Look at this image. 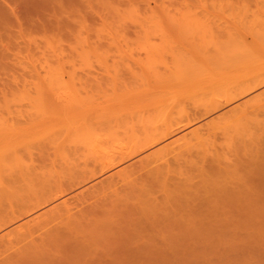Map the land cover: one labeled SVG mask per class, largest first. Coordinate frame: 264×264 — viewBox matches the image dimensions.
Returning <instances> with one entry per match:
<instances>
[{
	"label": "rangeland",
	"instance_id": "1",
	"mask_svg": "<svg viewBox=\"0 0 264 264\" xmlns=\"http://www.w3.org/2000/svg\"><path fill=\"white\" fill-rule=\"evenodd\" d=\"M0 1H2V0H0ZM8 1L10 2L11 0H8ZM213 1H216V0H208V1L204 0V2H207L209 4H210V2L212 3ZM237 1L238 0H235L234 3L237 4L238 3ZM13 2L14 1H11L10 4H15V2L14 3ZM219 2H220V4H223L221 2H224V1L220 0ZM219 2H217V3L219 4ZM155 3H156L155 1H152L153 6L156 5ZM240 4H239V7L235 5V10H236V7L242 9L241 11L245 10V9H243L244 3L240 1ZM193 5H195V4H193ZM185 6L188 7V5H186L184 3L178 4L177 5L178 10L177 11H181L182 8H184ZM240 6H242V8ZM248 6H249L248 7L249 12H246V11L241 12L239 9H237L236 11L234 10V12H236V13H232L230 11L232 9L227 10L229 12L227 15H229L230 12L232 14H236V18L234 20H232V19L235 16L231 19L229 18V20H232L229 25L235 26L237 24L240 27L244 26V22H246L245 21L246 19H247V23H248L250 21V18H253L255 16L254 18L256 20L253 21V23H255V26L257 24V26H256L257 28L255 27V29H254L253 28L254 25L252 24L253 26H251L248 23L250 25L249 27H245V26H248V24H247L244 27H242V28H245L244 30L241 28H240V30L238 29L239 32L237 33V31H236L235 33H237V34H235V36L232 35V36H234L232 38L230 37L231 36L230 34H229L230 36L228 37L227 36L228 34H226L223 31V28L225 25L222 26V28L216 30V31H221V29H222V31H223V32L222 31L216 32V33L222 34V35L220 34L218 36L217 34H215L214 31L212 33L211 29L209 27H207L208 24L205 22H208V20L210 21V19L208 17L199 16V18H197V17L195 18L196 19L195 21H197V19L199 20L200 17L206 18V21L203 20L204 18L200 19V20L204 21L203 25L206 27H204L202 25V23H203L202 21H201V25L203 27L201 25H199L205 30H203L201 28V30H200L201 33L200 32L199 33L195 32V33L198 34L197 36H199V34H201V35L203 34V36H204V35H206V33H207V35H209L208 36L209 40L204 37L205 39L203 41L208 40V43H210V44L213 42L212 45H214V47L210 48L212 52L214 50L213 48H215L217 46L222 47V48H231V47L237 48V47H239L240 51L242 50L241 48H243V50H244V48H247V50H251L250 54H249L250 51L245 50V52H248L247 54H249L248 58H246L247 55H246V57L244 56V58L246 60L244 59L245 63H243V64H246V65L244 66L241 63L243 61L239 60L240 63L243 65V67H241V66L235 67L232 70L233 71L232 75H233V79L235 80L234 81L235 85H236V82L239 84V81H241L242 79H243V81H245V80L247 81V79H248L247 82H249V79H250L249 83H251L253 81L259 82L261 80H264V44L261 41L263 39L262 38H261V40L259 39L260 35L257 32L258 30H262L263 29L262 27H264V26H262V25H264V19H263V22H259L262 18H264V0H248ZM187 7H185L184 10ZM195 7L199 8L200 6L195 5ZM195 7L193 9L190 8L189 11L192 9V11L195 12L197 9ZM199 9H201V8H199ZM199 9H197V11ZM174 11L175 10H173V12ZM177 11H175L174 14H176ZM181 12H179V14L177 12L176 15L180 16V18L182 19V22L184 21L185 17L189 20H190V18H192L191 16H189V14H192L193 12L192 13L189 12V14H188V12H187V14L185 12H182V13H184V18H182L183 14H181ZM199 12L200 11H198V14H199ZM257 12H259L260 14ZM161 13L162 12H160L158 14L160 15ZM241 13H243L245 16L250 15L249 16L250 18L248 16H247V18L242 17ZM158 14H156V16ZM163 14H164V16L169 15L167 13H163ZM223 14H224V12H223ZM223 14H221V15L219 14V18L225 17V16H223ZM232 14H230V17H232ZM159 15H158V17H159ZM195 15H196V13L192 16H195ZM202 15H203V13H202ZM131 16H133V14H131ZM131 16L129 14V17H131ZM256 16H258V17H256ZM188 17H190V18H188ZM240 17H241V19H240ZM180 18H178L179 21H181ZM221 18L219 21V22H221V24L227 22V19H226L227 17H225L223 19H221ZM242 18H245V19H242ZM257 18H260V20L259 19L257 20ZM162 19L159 21H155V22L150 20L149 23H147L148 21L145 23L143 22L144 24L142 26L138 27V29H139L138 31H140L139 37H137L138 35L132 34V35H130V37H129L130 40L128 42L122 40V41H119V43L117 45H113L112 47L107 46L106 49L104 48V49H102V51L99 52V55H96L92 51L91 52H84V51H82L81 48H79L78 52H74L75 54H74V61L73 62L75 64V66L72 67V65H67L65 67V69H67L68 71L69 70L74 71V73L69 72V74L68 73L65 74L66 73L65 72L64 74H62L64 76L59 75L61 77H59L57 75L59 72H57V74H53L56 71V70L54 71L53 69H55V68H53L52 73L50 70L48 72L50 73V76L51 75H55V76H53V78H51V77L48 78L47 71L46 70L44 71V68L42 69L41 68L42 65L40 64L41 60L43 59L42 58V51L39 52L38 50H36L37 48H35L34 49L36 51L35 58L37 59L38 57H40V54H41L42 59L40 58L41 60H38V61L34 60L33 54L35 51L32 53V57H33L32 59L34 61H37V62H35V65L37 66L36 68H38V69L36 71H34V75H35L34 78L31 77L30 75H27V77H29L28 78L29 80L31 79L33 81H36V80H38V78H36L38 76L37 73L41 72L40 74L42 76L45 75V76H43L44 78L47 77V78H45V81L49 80L48 82H45V83H47V85L48 84L50 85L49 82H51V84H54V85L56 84L55 85L56 88H54V89H56L57 92L51 93L50 99L51 98H58V102L61 100L62 101L69 100L70 103L74 102L75 100H76L75 102H79L80 95H78L79 100H77V98H76L77 94L74 93L73 90H71V88L73 86L76 87L75 86L76 84L73 83V86H72L71 85L72 83L70 84L69 81H71V82L75 81L78 83L82 79L85 82H86V80H88V82H89L88 85L90 86L89 89H91V90H92V88L94 89L93 94L98 93V91L99 92L101 91V93H100L101 96H99V98L102 97V99H103L105 97L103 99V101L105 99L106 100L109 99V101H110V102H108V104H109L113 100L112 98L114 96H117L119 94L124 93L123 91L125 89L124 88L125 86L122 87V86L118 85V83L122 79L119 80L117 78H114L115 79L114 84L116 85L117 88L115 89V87H112L113 83L111 81H113L112 77H114V75L112 73L113 71L111 69H110L111 72H110V70L107 71L106 68H104L105 65H102V63H101V66H103V67L100 66V62H102V60L105 61L106 57H107L106 56L107 53L104 50L111 49L110 52L113 53V52H117V50H119V48L120 49H128L129 47H131L134 50V51L133 50L132 51L135 52V54H136V56H138V58L140 57L141 59L142 58L146 59L147 55L150 56V52H148L149 50H151L152 48H155L156 46L157 47L163 46V47H161V48H163V49H161L162 51L157 50L159 47L155 48L156 50L154 49L155 52L158 51L157 53H160L159 54L160 55L159 60H161L163 58L164 54H165V56H166V54H169V56H166V58H168V57L170 58V57L174 56V53L170 54V52L172 51V48H173L172 45H170V43L167 42L166 40L164 41V39L161 38V36H162V34L169 32L173 28L176 31H178L179 28L181 29L184 26L183 28H184V30H186L185 28L188 26L184 25L185 21L182 23L183 26H181L182 24L180 25L178 21H175V18L172 15H170V19H168V18H166V20H162ZM192 19H194V17ZM176 20H177V18H176ZM217 20H218V18H217ZM217 20H216V22H217ZM229 20H228L227 24L230 22ZM188 21H186V23ZM195 21H193V24ZM240 21H243L242 25H240L241 24ZM189 22L191 23V21H189ZM216 22H215V24H212L213 22L211 23V21H210V25L212 24V26L213 25L217 26ZM239 22H240V24H239ZM190 23H188V24H190ZM250 23H252V22L250 21ZM260 23L261 24L263 23V24L261 25ZM227 24H226V27H227ZM191 25H192V23H191ZM195 25H196V23H195ZM179 26H181V27H179ZM193 26L194 25H192L191 28ZM196 26L198 27V24ZM238 26H236V27H238ZM231 27L233 28V26H231ZM251 27L253 29H250ZM183 28L180 31L181 34H182V32L185 33ZM189 28H187L186 33L187 34L193 33V32L189 31ZM207 28H209V29L206 30ZM192 29L194 30V27ZM192 29H190V30L192 31ZM198 29H199V27H198ZM234 30L235 29H233V31ZM236 30H237V28H236ZM225 31H228V30H225ZM34 34L35 33H33V35ZM41 34L39 33L38 36L39 35L41 36ZM211 34H212V36H211ZM232 34H234V32ZM201 35H200V37L197 38V40L198 39L200 40ZM216 35H217V38H216ZM203 41L202 40L199 41V44H202L203 47L207 48V46H206L207 42H203ZM204 43H205V46L203 45ZM210 44H208V45L211 47ZM215 44H218V45L215 46ZM153 45H155V47ZM56 46H58V43ZM168 46H170L172 48H168ZM53 47H54L53 50H55V46L52 45V48ZM59 47H60V45H59ZM49 48H51V47H49ZM42 49H44V48H42ZM167 49H168V53L167 52L165 53V51ZM207 49H209V47ZM155 52H153V53H155ZM153 53H151V54H153ZM217 53L219 54V52H217ZM23 54L25 55V54H27V52H23ZM216 54H215V56L213 54V57H210L209 60L206 59L207 60L206 62H207V64H209L210 66H212L213 68L216 69L215 74L218 75L219 74L218 71L220 69L218 70L217 66L227 64L230 62L231 59L229 58V56L222 57V55L216 56ZM174 57H173V59L171 58L172 59L171 62H169L171 59H169V60L166 59L168 61V64L170 63L169 66H171L172 69L175 66V63L177 62L176 58L174 59ZM234 59H233L234 62L237 61V58H234ZM241 59H243L242 56H241ZM146 60H148V58ZM163 60L166 61L165 57L163 58ZM174 60H176V61L174 62ZM25 61L26 60L22 61V62H24L23 67H24V64L31 65V67L34 65V63H31V61L30 62L29 61L25 62ZM164 61H162V62L159 61V63L156 62L155 64H153L154 68L152 67V73H151L150 67L144 66V68H143L142 65H140V68L145 69L144 71L147 72V74H146L143 71V69H139L140 71L142 70L141 71L142 73L146 74L145 75L146 78L144 77V79L145 80L146 79H155L157 76L156 73L164 72L166 65H168ZM239 61H237V62H239ZM8 62H9L8 66L10 69L8 68L9 70L7 72L2 71V70L0 71V72H2V73H0V119L10 121V123H11L10 129L11 130L7 131L8 127H9L8 125L3 126V127H7V126L8 127H7V130H6V128L0 129L1 130L0 136L4 135L3 134L4 132H5V134L9 133V132L10 133H12V132L16 133L17 130L12 131L16 127V124H15V126H13L14 124L12 123V121L15 119L16 120H18V119L22 120L23 114L26 117L29 116L32 119L29 118L28 119L29 121L27 120V122H25L23 127L26 129L24 131L21 129L22 130L21 135H23V132H25L24 136H21V138L24 137L23 139H21V138L18 140L16 139L9 144L5 143L3 141L4 144L0 145V264H264V212H263L264 208H262L263 210L260 209V211H258L259 209L256 210L253 208L251 209L252 211L249 210L248 215L253 217V220L251 218H249V220L251 219V221H248L247 224L246 223H239V226L237 224H235L236 226L232 225L231 227H228V228H225L224 226H222V227L220 226V228H219V226H216V228H215V226L208 227V228L214 230V232L217 234L216 235L217 237L215 236L213 239L212 238H210L208 240L203 239L200 241H195L193 239H192L193 240L192 241L189 238H185L186 240L179 238V239H176V241H175L174 238H176L177 236L172 235V234H176L175 232H178L177 228H175L176 231L175 232L173 231V233H172V230L169 232H165L168 229L164 230L165 229L164 227H162L164 229L160 228L161 225L157 227L158 224L157 225H155V224L157 221H159V219L157 220V216L159 218L160 214L158 215L159 211L157 210V205H155V206L152 205L155 201L150 202V205L153 207V209H155V207H156L155 210L157 211V213H154V210H153L151 212L152 215L149 214L150 216H152V217H150L151 218L150 221H148V222L146 221L144 223V224L147 223L146 227H147V225H151L150 228L148 227L150 230L148 228L144 227L145 229H147V231L149 230V232H147L145 229H144L145 232H143V230L140 231V232L144 233V234L141 233L142 236L147 235V234H148V236L139 237L141 235H138V233H140V232L137 231V232H135L136 239L133 238V236H132V235H134L133 232L135 231L132 228L134 225L130 224V222L127 223L128 221L122 222L123 224L111 221L109 223L110 225H107L108 224V222H107L106 224H103L104 226H102L101 224L98 226L96 223L92 222L91 218H90V221L92 222L93 225L88 224L87 220H89V219L83 218L85 215L84 213L88 214L89 210L91 213H92V211L96 210V206H94L96 204V202L98 205L97 207H100V208L103 207L101 205L103 204V201L107 198L106 196L109 197L111 194H113L114 191H116V190H114L116 188H118V191L120 189H123L124 186H126V182L127 181L130 182L131 180H133L132 176L135 177L138 174H142L141 172L144 171V168L147 167V169H145L146 171L149 170L150 168H153L152 166H154V168H156L159 163H161L160 165H162V162L164 163L167 160L164 158H168V159L171 158V160H172L174 158V155L176 154V151L173 150L174 147L177 148L178 144L179 145L183 144L187 139L190 140V138H191L193 142L195 140H197V142H198V139H197L198 136L197 135H205V137H206V135L208 133H210V132H208L206 134V131H209V129H210V131L212 129L213 130L216 129L217 132H219L218 133L219 135L217 136V141L221 144L225 143L226 137H224L223 134L220 135L222 133L221 128L225 127V128H227L226 130H230V129H235L233 127H241L242 126V123L245 122V121H243L244 118L243 119L241 118L242 123H240L241 124L240 126L239 125L237 126V124L236 125L235 124L230 125V123L235 120V117L237 118V115H240L241 112L244 111L243 108L245 106H247V109L251 106V108H250L251 110L249 109V111L252 112V110L254 111V109L259 107L256 105L259 103L258 101L262 100V102H264V83L262 85L256 87V88L252 89L248 93L238 97L236 100H233V101L227 103L226 105L215 109V111L214 110L211 111L210 113L203 116L201 119L194 121V123L192 122L191 124H188L189 126L186 125V128L183 127L181 129L177 130L178 132L176 131L175 133L170 135L167 139H163L160 142H158L157 144H155V145L153 144L152 147L150 146V147H148V149L146 148L145 150L128 157L127 155H129V153H132V151L134 149L135 150L138 149V148H136V145L138 146V143L142 144V142L144 140H142V142H141V139L145 138V136L147 137V135H146L147 131H149L150 134L153 133L154 131L156 132L158 130L160 132H163V131H161V129L162 130L166 129L167 127H169L170 124H172V125H170V127L173 126V124H174L173 127L177 128L179 125L187 123L189 121L191 114H192L191 117H193L196 113H198L200 111L202 112L203 110H205L206 107H204V106L208 105L209 103H212V102L215 103L214 106H212L211 108H209V106H207V109H213L217 104H219L218 100L219 101H221V100L225 101L226 100L225 95L229 94V92H227V93H225V92L227 90L229 91V88H231L230 87L231 84L228 85L227 81H224L227 83L226 84L222 80H218V81L216 80L217 83H215V85L211 84L212 82L210 83L211 85L208 84L209 82L206 84L204 82L205 86L207 87V90L205 89L206 91L205 90L200 91V89H197V88L195 89L194 85H190L189 87H186L183 90L178 89V90H176L170 94V95L174 96V97L172 96L174 99H176V100L179 99L181 101L180 105H178L177 107H174L171 110L173 112H171L170 109H169V111L166 112V110H163V109L161 110L158 108L156 110L152 109V110H150L151 112L148 111L147 114H144L145 112L144 113L140 112V111H138L137 108L133 107L131 109H128L127 112H125L127 114H124V115H126L127 118L125 116L123 117L124 119L121 118L122 121L120 123H122V124H120L118 122L119 120L117 122L116 121L114 122V120H113L114 118L113 119L110 118L113 120L110 122H109V119H106L107 121L104 119H101V117L99 116L100 113H98L97 110H92L93 108H91L92 111H88V113L87 112L82 113V112L78 111V112L66 115L67 112H64V113L60 112V114H59V113H55L53 111V112H51V114H46V116H44L43 114L45 112L43 111L44 110L42 108L43 106H41V103H40L41 100L40 101L38 100L39 99L37 97L38 93H36V91L33 88L32 89L26 88L24 86L23 82L20 81L17 83L15 81V78H14L15 76H18L21 78V74L23 71L22 68L20 67L21 64H18L19 66L17 64L15 65V63L17 61L14 58L10 59ZM234 62H233V64H235ZM108 63H109V65L112 63L111 58H108ZM164 63H166V64H164ZM52 64L54 66H56V65L58 66V65H60V62L58 63L57 60H53ZM106 64H107V62H106ZM179 64H180V62L178 61V63H176V66L177 65L179 66ZM237 64L238 63H236V65ZM135 66L137 67V68L135 67L137 74L141 73L138 70L139 65H135ZM149 70H150V72H149ZM174 71L176 73L174 75L175 78L179 77L177 79H183V80L187 79V80H190L189 82L195 80L194 78L189 77L190 74H188L189 76L185 75L186 77H181L185 73L184 74L182 73V75L178 73L179 74V76H178L177 70H174ZM3 72H6V73H3ZM45 72H46V74H45ZM90 72H94L93 75L90 74ZM178 72H181L180 69ZM172 73H174V72H172ZM172 73H170V75ZM22 75H24V73ZM127 75L129 76L131 74H127ZM140 75L141 74H139L137 76L138 78H136V76H134V75H131L133 77L130 78V80L132 79V81H130L131 82L130 85L131 86L133 85L135 87L134 90L137 93L143 90V86H142V84H140L143 82V79L142 78L140 79ZM176 75H177V77H176ZM27 77H26V79H27ZM171 77L172 76H170V78ZM124 78H125V76H124ZM127 78L129 80V77H126V81H127ZM133 78L136 80L133 81L134 80ZM254 78L255 79L257 78V80H255ZM260 78H262V79H260ZM21 79H25V78L22 77ZM251 79H253V80H251ZM62 80H65L64 84L65 83L66 84L64 86L63 85L61 86ZM231 81L232 80H230L229 83H231ZM52 82H54V83H52ZM121 82H123V81H121ZM125 83H127V82H125ZM253 83H255V82H253ZM67 84H69L70 87ZM78 84H80V83H78ZM120 84H122V83H120ZM123 84H124V82H123ZM54 85H52V87ZM88 85H87V87H88ZM232 85H234V84H232ZM235 85H234L235 88H233V89H235V91H236L237 90L236 86H238V85H236V86ZM120 87H122L123 90H121ZM130 90H131V87H130ZM232 91L233 90H231L230 93H232ZM136 92H132V93H136ZM129 93H131V92H129ZM233 93H234V91H233ZM84 95H86V94H84ZM169 97L170 96H168V98ZM81 98H83V97H81ZM99 98H98V100H99ZM195 104H197V105H195ZM199 104H202L203 107L201 106L202 107L201 108ZM253 104H255L257 106V107H255V105H254V107H255V108L253 107L254 109L252 108ZM198 105H199V107H197ZM210 105H212V104H210ZM90 107H92V106H90ZM97 107H99V106H97ZM117 107L118 106L113 107V108H116V110L113 109L112 107H110L111 110L110 111L106 110V111L117 114V112L120 110V109L118 110ZM193 107H195V108H193ZM198 108H200V110H198ZM239 108H240V112H238ZM102 109H104V108H102ZM180 110H181V112H180ZM261 111H263V112H261ZM187 112H188V114H187ZM236 112H237V115H235ZM251 112L249 113L250 117H251ZM255 112H256V114L258 113L259 116H257L255 114ZM255 112H254L253 118H258L261 121H264V108L259 109V112H258V110ZM101 113H103V112H101ZM189 113H191V114H189ZM24 115H23V117H24ZM107 115H108V113H107ZM183 115H185L186 117H182ZM112 116H110V117H112ZM117 118H118V116H117ZM185 118H188V120ZM238 118H240V117L238 116ZM253 118H251V119H253ZM23 119H25V118H23ZM173 119H175V120H173ZM177 119L179 121L181 119L182 122L180 121V124H179ZM237 121H234L233 123H236ZM241 121H239V122H241ZM13 122H15V121H13ZM116 123H119L120 125L119 124L117 125ZM227 123H229V125ZM252 123H253V121H252ZM112 124H114V125H112ZM247 124L250 125L251 122L247 123ZM175 125H177V127ZM252 125L254 126V124H252ZM18 126H21V125H18ZM229 126H230V129H229ZM1 127L2 126H0V128ZM17 127L15 129H17ZM155 127H157V128L160 127L161 129L158 128V130H157V128L155 129ZM170 127H169V129H170ZM218 127H220V129H218ZM219 130L221 131V133ZM223 130H224V128H223ZM159 131L157 133H159ZM229 132L233 133L232 131H229ZM10 133H9V135H10ZM143 134H145V136ZM6 135H8V134H6ZM213 139H215V138H213ZM227 140H228V138H227ZM169 145H170V147H169ZM218 145H220V144H218ZM167 147H168V149H167ZM158 151L161 153L162 157H161V155H160V157H159V155H156L158 157L154 158V157H156L155 154L159 153ZM169 151H170V153H169ZM171 153H173V155ZM148 155H149V157L152 155L153 158L151 157V159H149ZM166 155H167V157H166ZM126 156H127V158H126ZM171 156H173V157H171ZM147 157H148V163H150V164L153 163L152 165L145 163V160H147ZM149 160H151V161L149 162ZM152 160H154L156 162H153ZM110 164H112V165H110ZM148 166H149V168H148ZM129 171L130 172L133 171V173H130ZM146 171H144V172H146ZM137 172H138V174H137ZM134 173H136V174H134ZM127 176H128V178H127ZM128 182H127V184H128ZM119 183H120V185H119ZM122 186H123V188H122ZM105 194H106V196H105ZM115 194H116V192H115ZM156 195H158V194H156ZM101 196H103V197L105 196V197L103 198ZM115 197H117V195L114 196V199H115ZM110 198H109V200H110ZM99 199L100 200L103 199V200L100 201ZM109 200H107L108 210L110 209L109 204H108ZM100 202L102 203L101 205H99ZM109 203H110V201H109ZM148 205H149V203H148ZM92 207H93V209H92ZM146 207H148V206L146 205ZM149 208H151V207L149 206ZM103 209L106 210V208H103ZM103 209L101 208V211ZM98 210H100V209H98ZM105 210H103V211H105ZM101 211L100 212L98 211L99 217H100ZM261 211H262V213H261ZM252 212L256 215H254ZM71 213H74V214L71 215ZM94 213H96V212L94 211L93 214ZM113 213H115V211ZM116 213L119 214V211H117ZM250 213H252V215ZM76 214H77V216H76ZM80 214H82V215H80ZM74 216H76V219L79 216V219H77V220L74 219L75 220L74 221L73 220V218H75ZM101 216L103 217V214H101ZM136 217H138V216H136ZM80 218H81V221H80ZM95 218L96 217L94 216V219ZM84 219H86V222L84 221ZM94 219H93V221H94ZM255 220H256V223L253 222ZM79 222H82L83 224L79 223ZM115 223H117V224H115ZM70 224H71V226H70ZM72 224L74 225V229L72 228L73 227ZM152 224H153V226H152ZM241 224L242 225L245 224V226H242ZM77 225H79V226H77ZM85 225H88V227L87 226L85 227ZM91 226H92V228H91ZM93 226L95 228H93ZM108 226H109V228H108ZM115 226H117V227L115 228ZM121 226H123L124 228ZM78 227H79V229H78ZM81 227L85 228L84 231L87 230V232L85 231L87 233V237L86 236L83 237V235H86V234L84 233V231L82 232L83 228L81 230L80 229ZM155 227H157V228H155ZM76 228L79 230V231L77 230L78 232L76 231ZM158 228L162 229L163 231L159 230ZM179 228L180 227H178V229ZM182 228L183 227H181V229H179V231L183 230ZM140 229H141V227L136 229V230H140ZM206 229H207L206 226L202 227V230H206ZM228 230H229V232H228ZM80 231H81V234L83 233V235L78 234ZM88 231H89V233H88ZM225 232H226V235H224ZM129 233H130V235H129ZM228 233H230V234H228ZM56 234H57V236H55ZM151 234H152V236H151ZM65 235H66V237L64 238ZM171 235L174 236V238L171 239V237H172ZM70 237L71 238L73 237V238L71 239ZM225 237H227V238H225ZM59 238H60V242L58 240ZM145 238H146V240H145ZM53 239H55L54 240L55 242L53 241ZM187 239H189V240H187ZM133 240H134V242H133ZM139 240L143 241V242L141 243ZM144 240L146 241V244H145ZM172 240H173V242H171ZM181 240H184V241H181ZM147 241H148V244H147ZM58 242L60 245H58ZM136 242H138V243L140 242L139 243L140 246L138 245L140 248L137 246L138 243H136ZM54 243H57V244L54 245ZM49 244H52V245H49ZM64 244H66V245H64ZM143 244H144V246H143ZM78 245H79V247H76ZM150 246L152 249L150 248ZM128 247H131L132 250H131V248H128ZM122 248H124V249H122ZM126 248H127V250H126ZM133 248H136V249H133ZM133 250H134V252H133ZM114 251L117 254H115ZM126 251H128V252H126ZM139 251H140V253H138ZM144 251H147V252H144ZM130 252H132L134 255ZM148 253H150V254H148ZM70 254H72L71 257H70ZM131 254L134 257L133 256L131 257ZM138 254H140V256ZM117 255H118V257H117ZM77 256H78V258H77ZM62 259H63V261H62ZM66 259H68V260H66Z\"/></svg>",
	"mask_w": 264,
	"mask_h": 264
},
{
	"label": "bare ground",
	"instance_id": "2",
	"mask_svg": "<svg viewBox=\"0 0 264 264\" xmlns=\"http://www.w3.org/2000/svg\"><path fill=\"white\" fill-rule=\"evenodd\" d=\"M11 1H14L15 4H10ZM11 1L10 2L8 0L0 1V71L2 70V71L7 72L10 69L8 66V63H9L8 61L10 59H13V58L17 61L16 63L14 62L15 65L21 64L20 67L23 70L22 74L24 73V75L21 74V78L23 77L25 79H21L20 77L15 76L14 77L15 81L17 83L20 81L23 82V84L26 88H30V89L33 88L36 91V93H38L37 97L39 98L38 99L39 101L41 100L40 103H41V106H43L42 107L44 109L43 111L45 112L43 114L44 116H46V114H51V112H53V111L55 113H59V114H60V112H63V113L67 112L66 115H68V114H72V113H75L78 111L82 112V113H84V112L88 113V111L97 110L98 113H100L99 116L101 117V119H104V120L109 119V122L113 121V120H114V122L115 121L117 122L119 120L118 122L120 123L122 121L121 118H123L124 116L126 117V115H124V114H127V113H125V112H127L128 109H131L133 107L137 108L138 111H140V112H143V113L145 112L144 114H147V112L152 110V109L156 110L158 108L161 110L162 109L166 110V112L169 111V109L171 111L174 107H177L178 105L181 104V101L179 99L176 100L173 98L174 97L173 95H170L172 92H174L178 89L183 90L186 87H189L190 85H194L195 89L196 88L200 89V91L205 90V89L207 90V87L205 86V84L208 82H209L208 84H210L212 82L211 84L215 85V83H217L216 80L217 81L222 80L223 82L227 81L228 85L231 84L230 87L232 89L228 87L229 91L227 90L225 92V93L229 92V94H228L229 96L227 94L225 95L226 96L225 101H223V100L219 101L218 100L219 104H217L213 109H207V106H209V108L214 106L215 103L212 102V103H209L208 105L204 106V107H206L205 108L206 111L203 110L204 112L200 111V112L196 113L193 117H191L192 114L189 113V114H191L189 121L185 124L179 125L178 127H177V125H175L177 128L173 127L174 124H173V126L170 127V125H172V124H170L169 125L170 129H169V127H167L166 129L162 130L160 128L161 126L158 127L163 132H160L157 127H155V129L157 128L159 133H157L158 131H156V132L154 131L153 133L150 134V132L146 130L147 133L146 132L145 133H146L147 137L145 136V134H143L145 136V138L141 139L143 137L142 136L140 139H141V142H142V140H144V141L142 142V144L138 143V146L136 145V148H138V149H136V150L134 149L132 151V153H129V155H127L128 157L135 155L136 153H139V152L145 150L146 148L148 149V147H150V146L152 147L153 144L155 145L163 139H167L170 135L175 133L177 130H179L183 127L186 128V125L191 124L192 122L194 123V121L201 119L203 116L210 113L211 111H213V110L215 111V109L222 107V106L226 105L227 103H229L233 100H236L238 97L248 93L252 89H254V88H256V87H258L264 83V80H261L259 82L253 81L255 83H253V82L249 83L250 79H249V82H247L248 79H247V81L246 80L243 81V79H242L241 81H239V84L236 82V85H238V86L235 85V82H234L235 80L233 79V75H232L233 71L232 70L235 67H240V66L243 67V65L244 66L246 65V64H243V63H245V60H246L244 58V56L246 57V55H247L246 58H248L249 54L251 53V50H247V48H244V50H243V48H241L242 50L240 51L239 47H237V48L236 47L222 48V47L217 46V47L213 48L214 50L212 52L210 48L214 47V45H212L213 42L211 44L208 43V40H209L208 36L209 35H207V33H206V35H204V36H203V34L202 35L199 34V36H197L198 34L195 33V32L199 33L201 28L204 26L203 25L204 21H206V18H204V17H208L210 19L211 23L213 22L212 24H215V22L218 18V20L216 22L217 26H215V25L212 26V24L210 25L209 20H208L209 23L205 22L208 24L207 27H209L211 29L212 33L214 31L215 34H217L218 36L221 33L219 34L216 32H221L222 29H221V31H216V30L222 28V26H224V25L225 26L223 28V31L226 34H228L227 35L228 37L231 35L230 36L231 38L234 37L235 34H237L239 32L240 28L244 30L245 28H242V27H244L248 23L251 26L254 25L253 28L255 29V27L257 26V24L255 26V23H253V21L256 20L254 18L255 16L253 18H250L249 17L250 15H247V16L250 18V21L252 23H250V21L247 23V19H246L245 20L246 22H244V26L240 27L236 24L235 26L231 25V26H233V28H232L229 25L231 23V21L236 18V14H232V13H236V12H234L235 5L239 7L240 1L244 3L243 9H245V10L241 11L242 9L237 8V7H236V10L239 9L241 12H244V11L249 12L248 11L249 10L248 0H238L237 2L239 4L238 3L235 4L234 3L235 0H223L224 2H221L223 4H220V2H219L220 0L219 1L216 0V1H213L212 3L210 2L211 5L207 2H204V0H11ZM152 1L156 2L155 6L152 5ZM205 1H208V0H205ZM217 2H219V4ZM180 3L181 4L184 3V4L188 5V7L185 6L188 8V9L186 8L187 10L185 9L186 11L184 10L185 7L182 8V10H181L182 12H185L186 14L189 11V9L190 8L193 9L195 7V5L196 6L199 5L200 6L199 8H201V9H199V8L195 7L197 9H199L198 10V11H200L199 14H198L197 9H196L197 12L196 11L193 12L191 9L189 12L190 13L193 12L192 14H189V12H188L189 16H191L192 18L194 17V19H192L190 17H188V18H190V20L187 19L186 17H185L186 20L184 19V21H185L184 25L188 26L185 29L187 30V28L190 27L189 31L193 32L191 34L186 33V30H184V28H183L184 26L182 24L184 21L182 22V19L180 18V16L176 15L177 12H178V14H179V12H181V11H177L178 10L177 5ZM193 4H195V5H193ZM240 7L242 8V6H240ZM229 9L233 10V11L230 10L232 12V13L230 12V14H232V17H230V14L227 15L229 13L227 10H229ZM173 10L177 11L176 14H174L175 11L173 12ZM157 12L158 13L162 12V13L159 15ZM182 12H181V14H183L182 18H184V13H182ZM201 12L203 13V15ZM223 12H224V14H223ZM163 13L169 14L168 15L169 17L164 16ZM195 13H196V15L192 16ZM257 13H259V12H257ZM129 14H130V16H131V14H133V16L129 17ZM156 14H158L160 18L158 17V15L156 16ZM219 14L220 15L223 14V16L227 17L226 18L227 22H228L229 18L231 19L234 16L235 17L232 20H229L230 22L228 24H227V22L221 24V22H219L220 18H221V17L219 18ZM241 14H242V17L247 18V16H245L243 13H241ZM170 15H172L175 18V21H178L180 25L182 24L181 26H183L182 28L186 34L183 32H182V34L180 33L182 28L180 29L179 27H181V26H179L178 27L179 32L173 28L174 30L171 29L172 30L171 31L169 29L170 30L169 32L162 34V36L160 35L161 38L164 39V41L166 40L167 42L170 43V45H172L173 48L170 46H168V48H172V51L170 52V54L174 53V56H175V57L172 56L170 58L169 57L166 58V56H169V54H166V56L164 54L163 58L165 57V60L166 59L169 60L171 58L173 59V57H174V59L176 58V60H177L176 63H178V61H179L180 64H179V66L178 65L176 66V63H175V66L173 67V69L175 68L174 70H177L178 76H179V74L182 75V73L183 74L185 73L181 77H186L188 74H190V76L189 75L188 76L195 79L191 82H189L190 80H187V79H184V80L183 79H177V78H179V77H177V75H176L177 78H175L174 75L176 73L171 68V66H169L170 63L168 64V61L167 60L164 61L163 58L161 60H159L160 59V55H159L160 53H157L158 51L155 52V50H156L155 48H158L159 46L155 47V45H153L155 48H152L151 49L152 51L151 50L148 51V52H150V56L147 55L148 60H146L147 58L146 59L142 58L143 60L140 57L138 58V56H136L135 52H133L134 51L133 48H131V47H129L128 49H120L119 48V50H117V52H113V53L110 52L111 49L104 50L107 53L106 54L107 57H106L105 61L102 60V62H100V66L102 63V65H105L104 68H106L107 71L110 69L113 71L112 73H113L114 77H112L113 81H111L113 83L112 87H115V89L117 88L116 85L114 84V80H115L114 78H117L119 80L122 79L121 81H123L124 84H123V82L120 81L118 83V85L122 86V87L125 86L124 87L125 89L123 91L124 93L119 94L117 96H114L112 98L113 102L111 101V103H109V104H108V102H110L109 99L108 100L105 99L104 100L105 102H104L103 99L105 97L103 99H102V97L99 98V96H101V94H100L101 91L100 92L98 91V93L93 94L94 89L93 88H92V90L89 89L90 86L88 85L89 84L88 80H86V82H87L86 83L82 79L78 82L80 84H78L75 81H72V82L69 81L70 84L72 83L71 84L72 86H73V83L76 84V85L74 84L76 87L73 86L72 87L73 89L71 88V90H73V92L77 94V97H76L77 100H79L78 95H80L79 102H75L76 101L75 100L74 102L70 103L69 100H66V101L61 100L58 102V98H51L50 99L51 93L57 92L56 89H54V88H56V86H55L56 84L54 85V84H51V82H49L51 86L49 84L47 85V83H45V82H48L49 80L45 81V78H47V77L44 78L43 76H45V75L42 76L40 74L41 72L37 73L38 76L36 78H38V80H36V81H33L31 79L29 80L28 79L29 77H27V75H30L33 78L35 77L34 71H36L38 69V68H36L37 66L35 65V62H37L38 60H41L42 58L43 59L40 62V64L42 65L41 68L42 69L44 68V71L45 70L47 71L48 78L49 77L53 78V76H55V75L50 76V73L48 72L49 70L51 71V73L53 72V70L54 71L56 70L53 74H57V72H59L57 74L58 76L64 74L65 72H66L65 74H67V73L69 74V72L74 73V71H71V70L68 71L67 69H65V67L67 65H72V67L75 66V64L73 62L74 61V54H75L74 52H78L79 48H81L82 51H84V52H91L92 51L96 55H99V52L102 51V49H104V48L106 49L107 46L112 47L113 45H117L119 43V41H122V40L128 42L130 40L129 37L132 34L138 35L137 37H139L140 31H138L139 30L138 27L142 26L145 22L148 21L147 23H149L150 20L155 22V21L161 20L162 18H163L162 20H166V18L170 19ZM199 16H204L202 18L200 17V19L204 18L203 19L204 21H202L200 19L199 20L197 19V21H195L196 20L195 18L196 17L199 18ZM225 17H223V18H225ZM256 17H258V16H256ZM176 18H177V20H176ZM178 18H180L181 21H179ZM223 18H221V19H223ZM245 18H242V19H245ZM240 19H241V17H240ZM258 19L260 20V18H257V20ZM263 19L264 18H262L259 22H263ZM188 20L191 21L192 25H194L193 26L194 30L192 29L193 27L191 28L192 25ZM186 21H188V22L186 23ZM193 21H195L194 24H193ZM201 21L203 22L202 23L203 26L201 25ZM240 22H241V24H240ZM240 22H239V24L242 25L243 21H240ZM188 23H190V24H188ZM195 23H196V25L198 24L199 29L195 25ZM226 24H227V27H226ZM249 24H248V26H245V27H249L250 26ZM199 25H201L202 27ZM236 26H238V27H236ZM262 26H264V25H262ZM204 27H206V26H204ZM235 27L237 28V30ZM209 28H207L206 30H208ZM253 28L251 27L250 29H253ZM262 28H261L262 30H258L257 32L260 35L259 39L261 40V38H262L263 40H261V41L264 44V31H263L264 27H262ZM190 29H192V31ZM233 29H235V30L233 31ZM203 30H205V29H203ZM225 30H228V31H225ZM232 31L234 32V34H232L233 33ZM236 31H237V33H235ZM33 33H35L36 35L35 34L33 35ZM39 33L40 34L42 33L41 36L40 35L38 36ZM200 35H201L202 39L200 38V40L199 39L197 40V38L200 37ZM217 35H216V38H217ZM232 35H234V36H232ZM211 36H212V34H211ZM204 37L207 38L208 40L203 41L205 39ZM201 40L203 42H207L206 46H207V48L209 47V49H207L206 47H203L202 44H199V41H201ZM57 43H58V46H56ZM208 44H210L211 47ZM52 45L55 46V50H53L54 47L52 48ZM59 45H60V47H59ZM203 45L205 46V43ZM216 45H218V44H215V46ZM49 47H51V48H49ZM161 47H163V46H160L157 50L163 49ZM35 48H37L36 50H38L39 52L42 51V58H41V54H40V57H38L37 59L35 58V53H36V51L34 50ZM42 48H44V49H42ZM245 50L250 51L249 54H247L248 52H245ZM23 52H27V54L24 55ZM33 52H34V54H33L34 58L32 57ZM153 52H155V53H153ZM166 52L168 53V49L165 51V53ZM217 52H219V54ZM151 53H153V54H151ZM213 54H214V56H215V54H216V56L222 55V57L229 56V58L231 59L229 63L217 66V69L218 70L220 69L218 71V73H219L218 75L215 74L216 69L213 68L212 66H210L209 64H207V62H206L207 61L206 59L209 60L210 57H213ZM241 56L243 57V59H241ZM32 58L34 60H37V61H34ZM108 58H111V60H112V63L110 65L108 63ZM234 58H237V61H239V60L243 61V62H241L243 65L240 63V61L234 62V60H235ZM23 59L26 60L25 62L31 61V63H34V65L31 67V65L24 64V67H23V63H24V62H22V61H24ZM172 59L169 62H171ZM53 60H57L58 63L60 62V65L54 66L52 64ZM176 60H174V62ZM159 61H161V62L164 61L168 64V65H166V68L164 69L165 71L156 73L157 76L155 79H146L145 80L144 77L147 74V72L144 71L145 70V69H143L144 66L150 67L151 73H152V67L154 68L153 64H155L156 62L159 63ZM106 62H107V64H106ZM233 62L235 64H233ZM166 63H164V64H166ZM236 63H238V64L236 65ZM135 65H139L138 70L143 69V71L146 73V74L142 73L141 72L142 70L141 71L139 70V72H141V73H139V74H141L140 79L141 78L143 79V82L140 83L143 86V90L138 92V93L134 90L135 87L133 85L132 86L130 85V83H131L130 81H132V79L130 80V78L133 77L131 75L136 76V78H138L137 76L139 75L136 72V69H135L136 66ZM140 65H142L143 68H140ZM101 67H103V66H101ZM53 68H55V69H53ZM179 69L181 72H178ZM111 70H110V72H111ZM6 72H3V73H6ZM149 72H150V70H149ZM172 72H174V73H172ZM0 73H2V72H0ZM93 73L94 72H90V74H92V75H93ZM170 73H172V74L170 75ZM45 74H46V72H45ZM127 74H131V75L128 76ZM62 76H64V75H62ZM124 76H125V78H124ZM170 76H172L174 79L172 77L170 78ZM26 77H27V79H26ZM59 77H61V76H59ZM126 77H129V80L127 78V81H126ZM260 79H262V78H260ZM135 80L136 79H134L133 81H135ZM230 80H232L231 83H229ZM251 80H253V79H251ZM255 80H257V78ZM64 81L65 80L61 81V86L62 85L64 86L66 84V83L64 84ZM125 82H127V83H125ZM204 82H205V84H204ZM52 83H54V82H52ZM120 83H122V84H120ZM224 83H226V82H224ZM232 84H234L236 86V88H237L236 91H235V89H233L235 87ZM52 85H54V86L52 87ZM67 85L70 87L69 84H67ZM87 85H88V87H87ZM122 87H120L121 90H123ZM130 87H131V90H130ZM230 89L234 91V93L232 91L233 94L230 93L231 92ZM129 92H131V93L136 92V93L131 94ZM84 94H86V95H84ZM168 96H170V97L168 98ZM81 97H83V98H81ZM98 98L100 101L102 100L103 102L102 101L100 102L98 100ZM258 102L259 103L256 104L257 106H259L258 108L254 109L257 106L255 104L252 105V108L255 105V107L253 108L254 111L252 110L253 113L251 111H249L251 106L250 107L248 106L249 107L248 109H247V106H245L243 108L244 111L241 112L240 115H237V112L235 114V115H237V118H238V116L240 118L237 119L234 116L235 117L234 121L238 120L237 121L238 123L237 122L233 123L234 121H232V122L230 121L231 123L229 122L230 125H234V124L236 125L237 124V126L238 125L240 126L241 125L240 123H242L241 118L242 119L244 118L243 121H245L246 123L245 122L242 123L241 127H233L235 129H230V126H229L230 130H226L227 128L223 127L224 130H223V128H221L222 133L219 130L221 133L220 135L223 134V136L226 137L225 143L221 144L217 141V136L219 135L218 134L219 132H217L216 129H214V130L212 129L213 130V131L211 130L212 132L210 131V129H209V131H206V134L208 132H210L206 135V137H205V135H197L195 133L198 136L197 137L195 135L198 139V142H197V140H195L193 142L191 138H190V140L185 139L186 141L183 144H180V145L178 144L177 148L174 147L173 150L176 151V154L174 155V158L172 160H171V158L170 159L164 158L167 160L164 163L162 162V165H160L161 163H159L156 168H154V166H152L153 168H150L147 171L145 170V169H147V167L146 168L143 167L144 171H146V172L143 171L144 173L141 172L142 174H138V172H137V174H138L137 176H135V177L132 176L133 180H131L130 182L127 181L128 184L126 182V186H124V188L122 186L123 189H120L118 191V188L115 187L116 189H114V190H116V191H114V193L111 195L109 194L110 195L109 197L106 196V194H105V196L108 199L106 198L103 201V204L101 202L99 204V205L102 204L101 205V206H103V207H101L102 209L106 208V210L103 209L105 211H103V210L101 211V208L97 207L98 205L96 202V204L94 203L95 204L94 206H96V210H94V211L96 213L93 214L94 211H92V213H91L89 210L88 214L84 213L85 215L83 218L89 219V220H87L88 224L93 225L92 222H94L98 226L100 224L102 226H104L103 224H106L107 222H108L107 225H110L109 223L111 221H114L117 223H122V222L128 221L127 223L130 222V224L134 225L132 227L133 230H135L133 232L134 235H132V234L131 235L133 236V238L136 239L135 232H137V231L140 232L142 230H143V232H145L144 227H146L147 223L146 224H144V223L146 221L147 222L150 221V219H151L150 217H152L149 214H151V212L153 210H154V213H157V211L155 210L156 207H155V209H153V207L150 205V202L155 201L152 205L153 206L157 205V210L160 212V213L158 212V215L160 214L159 215L160 217L158 218V216H157V220L159 219V221H157L155 219L158 222V223L156 222L155 225L158 224L157 227L161 225L160 228L164 227L165 229L162 228L164 230L168 229L165 232H169L172 230V233H173V231L175 232L176 231L175 228H177L178 232H175L176 234H172V235H175L177 237L174 238V236H172V235H171L172 237L170 236L171 239L174 238L175 241H176V239H179V238H181V239L189 238V239H191V240L193 239L195 241H200L203 239L208 240L210 238L213 239L217 234L214 232L213 229H210L208 227L215 226V228H216V226H219V228H220V226L221 227L224 226L225 228H228V227H231L232 225L234 226L235 224H237L239 226V223H246L247 224L248 221H251V219L253 220V217L248 215L249 210H251L253 208L256 210L259 209L258 211H260V209L263 210L262 208H264V121H261L258 118H253L255 111L258 110V112H259V109L264 108V102H262V100L258 101ZM210 104H212V105H210ZM195 105H197V104H195ZM199 105H200V107L202 106V104H199ZM199 105L197 107H199ZM90 106H92V107H90ZM97 106H99V107H97ZM116 106H118L117 107L118 110L120 109L117 112V114L115 113L118 116V118L114 113L109 112L111 110L110 107L113 108ZM195 107H193V108H195ZM91 108H93V109L91 110ZM102 108H104V109H102ZM240 108H239L238 112H240ZM113 109L116 110V108H113ZM106 110H109V111H106ZM181 110H180V112H181ZM198 110H200V108H198ZM101 112H103V113H101ZM106 112L108 113V115ZM171 112H173V111H171ZM250 112H251V117L249 114ZM261 112H263V111H261ZM187 114H188V112H187ZM255 114H256V112H255ZM23 115H22V120L21 119H18V120L15 119V120H13L15 122L12 121V123L14 124V125L12 124L13 126H15V124H16V127L18 125H21V126H18L17 129H15L16 127L15 128L13 127L15 130L13 129L12 131L17 130L16 133L15 132H12V133L9 132L10 135H9V133H6V134H8V135H6L4 132L3 133L4 135L0 136V145L4 144V142L9 144L16 139L17 140L20 139L21 136H24L25 132H23V135H21L22 130L24 131L26 129L23 127V125L25 124V122H27V120L30 117L29 116L26 117L25 115L23 117ZM256 115L259 116L258 113ZM110 116H112V117H110ZM182 117H186V116L183 115ZM23 118H25V119H23ZM110 118H112V119L114 118V119L112 120ZM251 118H253V119H251ZM30 119H32V118H30ZM185 119L188 120V118H185ZM173 120H175V119H173ZM251 120L253 121V123ZM180 121H181V119H180ZM180 121L178 120L179 124H180ZM239 121H241V122H239ZM250 122H251L250 125L247 124ZM119 123H116V124L118 125ZM229 123H227V124L229 125ZM120 124H122V123H120ZM252 124H254V126ZM6 125L9 126V127L7 126L8 130H7V127H3ZM112 125H114V124H112ZM0 126H2L0 129L6 128L7 131L11 130L10 129L11 123L8 120L6 121V120L0 119ZM218 129H220V127H218ZM229 131H232L233 133H230ZM0 132H1V130H0ZM23 138L24 137H22L21 139H23ZM213 138H215V139H213ZM227 138H228V140H227ZM217 143L220 145H218ZM169 147H170V145H169ZM167 149H168V147H167ZM169 153H170V151H169ZM171 154L173 155V153H171ZM152 155L150 157L148 155L149 159H151ZM156 155H159V157H160L161 153L160 152L156 153L155 156ZM127 156H126V158H127ZM148 157H147V160H145V163L152 165L153 163H151V164L148 163ZM157 157L158 156H156L154 158H157ZM161 157H162V155H161ZM166 157H167V155H166ZM171 157H173V156H171ZM150 161L151 160H149V162ZM152 161L156 162L154 160H152ZM110 165H112V164H110ZM148 168H149V166H148ZM130 173H133V171H131ZM134 174H136V173H134ZM127 178H128V176H127ZM119 185H120V183H119ZM115 192H116V194H115ZM156 194H158V195H156ZM116 195H117V197H115V199H114V196H116ZM101 197H103V196H101ZM109 198H110V200H109ZM101 200H103V199H101ZM107 200L110 201V203L108 201L109 208H110L109 210H108ZM148 203H149V205H148ZM145 204L148 207H146ZM149 206L151 208H149ZM92 209H93V207H92ZM98 209H100V210H98ZM97 210L99 212L101 211L100 217H99V213ZM114 211H115V213H113ZM117 211H119V214L116 213ZM252 213H250V214L252 215ZM261 213H262V211H261ZM73 214L74 213H71V215H73ZM101 214H103V217L101 216ZM80 215H82V214H80ZM254 215H256V214H254ZM76 216H77V214H76ZM76 216H74L75 218H73V220L76 219ZM94 216L96 217L95 219H94ZM136 216H138V217H136ZM81 218H80V221H81ZM90 218L92 219V222L90 221ZM249 218H251V219L249 220ZM77 219H79V216ZM86 219H84L85 222H86ZM93 219H94V221H93ZM253 222L256 223V220ZM79 223H82V222H79ZM117 223H115V224H117ZM70 226H71V224H70ZM72 226H73L72 228L74 229L73 224H72ZM77 226H79V225H77ZM86 226L88 227V225H85V227ZM117 226H115V228ZM152 226H153V224H152ZM201 226L202 227L206 226L207 229L202 230ZM242 226H245V224ZM121 227H123V226H121ZM140 227H141L140 230H136ZM148 227L150 228L151 225H147L146 228H148ZM157 227H155V228H157ZM178 227H180L179 229H181V227H183L182 228L183 230L179 231ZM82 228L83 227H81L80 229L82 230ZM91 228H92V226H91ZM93 228H95V227L93 226ZM108 228H109V226H108ZM78 229H79V227H78ZM78 229L76 228V231ZM84 229L85 228H83L82 232L84 231ZM162 229H159V230H162ZM145 230L147 231V229H145ZM149 230L147 232H149ZM85 231L87 232V230H85ZM85 231H84V233L86 235H83V233L81 234V231L78 234L83 235V237L84 236L87 237V233ZM143 232L138 233V235H141V233H143ZM228 232H229V230H228ZM88 233H89V231H88ZM152 234H151V236H152ZM228 234H230V233H228ZM129 235H130V233H129ZM224 235H226V232ZM55 236H57V234ZM144 236H148V234L143 235V236L141 235L139 237H144ZM65 237H66V235L64 236V238ZM225 238H227V237H225ZM189 239H187V240H189ZM54 240L55 239H53V241ZM58 240L60 242V238ZM134 240H133V242H134ZM145 240H146V238H145ZM145 240H144V242L146 244ZM181 241H184V240H181ZM59 242H58V245H60ZM140 242L142 243L143 241H140ZM171 242H173V240ZM136 243H138V242H136ZM139 243L137 244V246L138 245L140 246ZM55 244H57V243H54V245ZM147 244H148V241H147ZM49 245H52V244H49ZM64 245H66V244H64ZM143 246H144V244H143ZM76 247H79V245ZM128 248H131V247H128ZM150 248H151V246H150ZM122 249H124V248H122ZM133 249H136V248H133ZM126 250H127V248H126ZM131 250H132V248H131ZM126 252H128V251H126ZM133 252H134V250H133ZM144 252H147V251H144ZM130 253H132V252H130ZM138 253H140V251ZM115 254H117V253L115 252ZM132 254H131V257L134 255V254L133 255ZM148 254H150V253H148ZM71 255L72 254H70V257H71ZM138 255L140 256V254H138ZM117 257H118V255H117ZM77 258H78V256H77ZM66 260H68V259H66ZM62 261H63V259H62Z\"/></svg>",
	"mask_w": 264,
	"mask_h": 264
}]
</instances>
